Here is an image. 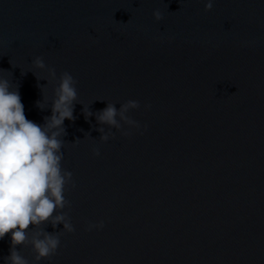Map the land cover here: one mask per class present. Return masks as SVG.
Here are the masks:
<instances>
[{
    "label": "water",
    "instance_id": "obj_1",
    "mask_svg": "<svg viewBox=\"0 0 264 264\" xmlns=\"http://www.w3.org/2000/svg\"><path fill=\"white\" fill-rule=\"evenodd\" d=\"M207 2L0 0V78L26 117L51 116L61 73L78 81L62 149L75 231L44 225L61 244L40 264H264V0ZM128 100L143 135L97 123Z\"/></svg>",
    "mask_w": 264,
    "mask_h": 264
},
{
    "label": "clouds",
    "instance_id": "obj_2",
    "mask_svg": "<svg viewBox=\"0 0 264 264\" xmlns=\"http://www.w3.org/2000/svg\"><path fill=\"white\" fill-rule=\"evenodd\" d=\"M212 8L213 2L208 0L205 11ZM154 17L158 22L163 19L160 11H156ZM34 65L45 68L42 57L35 58ZM50 71L55 78V69ZM77 84L69 72L60 74L59 83L54 88L51 116L44 117V123L39 124L26 117L19 87L14 88L8 79L0 78V240L11 237L10 255L4 258L5 264H30L17 250L29 245L35 253V264L55 256L60 249V233H48L43 229L44 225L51 224L56 229L63 224L64 231H75L64 213L70 203L65 193L72 182V173L62 166V149L65 145L63 137L67 135L64 122L76 120ZM37 107L44 110L41 102H37ZM140 107L136 100H128L119 108L114 103H107L95 114L96 121L118 131L127 125L143 135L148 126L144 125L141 131L140 123L129 115ZM145 107L150 109L151 105ZM82 114L85 119L93 115L88 109ZM98 130L104 142L110 136L115 138L112 133L104 134L103 127ZM122 135L130 137L132 132L124 131ZM93 152L100 155L98 149ZM104 226L100 221L99 224H89L86 230H102Z\"/></svg>",
    "mask_w": 264,
    "mask_h": 264
}]
</instances>
